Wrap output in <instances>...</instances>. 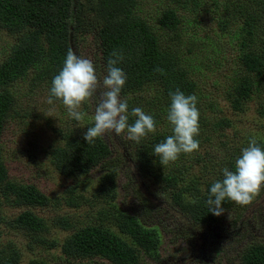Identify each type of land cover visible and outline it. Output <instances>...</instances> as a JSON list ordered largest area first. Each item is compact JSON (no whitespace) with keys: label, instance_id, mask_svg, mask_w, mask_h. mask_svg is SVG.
<instances>
[{"label":"rangeland","instance_id":"1","mask_svg":"<svg viewBox=\"0 0 264 264\" xmlns=\"http://www.w3.org/2000/svg\"><path fill=\"white\" fill-rule=\"evenodd\" d=\"M138 1L152 24L162 6H173L172 0ZM197 1L199 5L189 3L185 9L178 8L184 29L180 34L181 44L184 54L191 48L192 54L185 56L193 59L192 64L197 68L194 79L212 106L197 107L200 113L198 151L181 153L175 162L166 165H161L159 157L156 158L161 172L171 171L176 175L177 187L185 201L193 200L209 183L222 180V169L228 162L235 166L242 149L252 138L264 148V114L260 106L264 104V91L244 101L241 109H234V95L229 90V76L239 70L238 41L232 35L239 31L243 17L234 11L233 5L226 9V0ZM224 18H227L226 25L221 24ZM13 38L0 32V61ZM76 51L78 56L93 61L102 83L106 73L92 34L78 36ZM30 79L19 80L11 88L16 105L2 136L1 155L10 180L36 186L49 203L43 207L21 206L6 196L0 201V249L6 245L5 248L12 247L19 264H112L105 258L75 260L62 253V242L85 226H99L114 232L138 252L136 264H240L244 247L264 242V187L250 204L240 205L230 200L221 205L222 214L215 225L197 227L172 203V189L152 175H138L137 162L131 157L132 140L128 139L126 130L119 136L106 133L100 137L111 151L108 164L86 175L58 173L51 163L53 150L63 143L64 137L82 135L94 126L98 96L82 104L81 110L87 115L77 122L69 117L63 103L47 102L46 85H33ZM158 87L151 85L141 92L120 94L121 100L128 103L129 114L135 107L149 115L159 114L157 107L147 109ZM205 107L206 123L202 122ZM222 118L228 124L216 125ZM134 120L129 115V124ZM155 120L156 132L172 130L166 115ZM197 154L199 160L194 159ZM111 169L115 170L113 184L103 191L102 177ZM23 210L33 212L44 221L47 230L38 235L45 243L12 227L10 220ZM120 213L136 217L141 226L154 232L157 244L153 250L143 252L130 237L119 232ZM62 222L67 225H61Z\"/></svg>","mask_w":264,"mask_h":264},{"label":"trees","instance_id":"2","mask_svg":"<svg viewBox=\"0 0 264 264\" xmlns=\"http://www.w3.org/2000/svg\"><path fill=\"white\" fill-rule=\"evenodd\" d=\"M226 1V9L233 5L234 11L243 17L239 31L232 35L238 41L239 70L232 71L229 76V90L234 95L233 108L241 109L244 101L264 91V0ZM172 2L173 6H162L152 24L142 13L138 0H0V32L14 37L0 61V201L6 196L13 204L21 206L43 207L49 203L36 186L10 180L1 155L2 136L16 105L11 89L13 84L30 77L33 85H46L50 96L52 80L62 69L68 49L77 52L78 36L92 34L106 75L110 54L114 50L123 54V61L117 65L127 75L121 91L123 96L129 91L141 92L151 85L159 86L147 106L148 110L159 108V114L152 115L154 119L167 116L171 103L169 92L177 88L185 95L195 94L197 107L212 106L194 79L197 68L192 64L193 59L185 56L191 55L192 50L188 48L184 54L181 44L180 34L184 29L178 8L185 9L189 3L196 6L200 1ZM221 24L226 25L227 18ZM179 43L181 47H178ZM157 67L164 69L165 74L157 72ZM53 101L62 103L56 98ZM263 105L260 104L264 114ZM206 113L205 107L204 123L208 122ZM222 124L227 125L228 121L222 118L216 125ZM169 135L172 130L150 133L140 143L131 141V157L137 162L138 175H152L166 188L172 189V203L190 223L197 227L213 226L220 219L206 204L213 183H209L193 200L185 201L177 187L176 175L171 171H160L158 157L153 154L154 146ZM83 137L84 134L64 137L63 143L53 150L51 163L58 173L86 175L94 168L108 164L111 151L103 140L98 137L88 144ZM194 159L199 160L200 156L197 154ZM226 167L235 171L232 162ZM114 175L115 170L111 169L102 177L103 191L111 188ZM229 201L225 199L222 205ZM10 224L44 242L38 234L47 230L46 225L33 212L23 210L10 220ZM61 225L67 224L62 222ZM117 228L143 252L153 250L157 244L154 232L141 226L132 215L120 213ZM7 246L0 249V264H19L17 253L12 247L5 248ZM61 250L67 258L87 261L105 258L112 264H136L138 255L114 232L99 226L78 229L62 242ZM239 257L240 264H264V242L244 247Z\"/></svg>","mask_w":264,"mask_h":264},{"label":"clouds","instance_id":"3","mask_svg":"<svg viewBox=\"0 0 264 264\" xmlns=\"http://www.w3.org/2000/svg\"><path fill=\"white\" fill-rule=\"evenodd\" d=\"M124 56L113 51L107 60V75L101 83L92 60L78 56L68 49L62 69L52 80L48 103L53 98L60 99L66 107L70 118L77 122L85 119L87 113L81 110L84 102L97 97L94 126L88 127L84 139L88 144L106 133L120 135L125 130L128 139L140 143L150 133H155L156 120L146 114L142 108L135 107L129 114L128 103L121 100L120 94L127 81L123 69L117 66ZM161 75L165 70L157 67ZM170 107L167 120L172 126V135L154 146V155L159 157L160 164L175 162L181 153L191 154L199 150V110L195 94L185 95L179 88L169 92ZM129 115L135 117L129 124ZM223 179L213 183L206 201L210 212L221 215L219 211L225 199L240 205L250 204L253 197L264 187V148L258 146L255 138L242 149L235 161V171L227 167L222 169Z\"/></svg>","mask_w":264,"mask_h":264}]
</instances>
